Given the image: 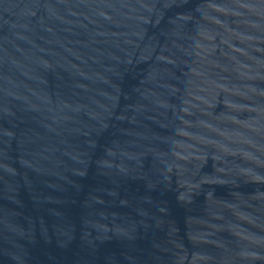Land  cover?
<instances>
[{
	"label": "water",
	"instance_id": "95a60500",
	"mask_svg": "<svg viewBox=\"0 0 264 264\" xmlns=\"http://www.w3.org/2000/svg\"><path fill=\"white\" fill-rule=\"evenodd\" d=\"M0 264H264V0H0Z\"/></svg>",
	"mask_w": 264,
	"mask_h": 264
}]
</instances>
